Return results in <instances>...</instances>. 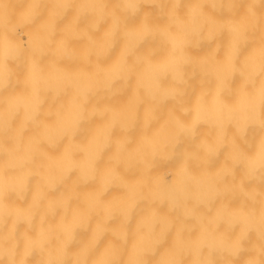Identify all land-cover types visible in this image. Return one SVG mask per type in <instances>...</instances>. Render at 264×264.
I'll return each mask as SVG.
<instances>
[{
	"label": "bare ground",
	"instance_id": "1",
	"mask_svg": "<svg viewBox=\"0 0 264 264\" xmlns=\"http://www.w3.org/2000/svg\"><path fill=\"white\" fill-rule=\"evenodd\" d=\"M0 264H264V0H0Z\"/></svg>",
	"mask_w": 264,
	"mask_h": 264
}]
</instances>
